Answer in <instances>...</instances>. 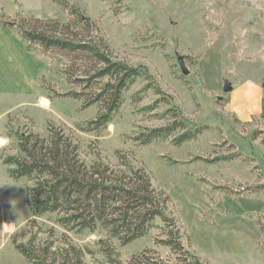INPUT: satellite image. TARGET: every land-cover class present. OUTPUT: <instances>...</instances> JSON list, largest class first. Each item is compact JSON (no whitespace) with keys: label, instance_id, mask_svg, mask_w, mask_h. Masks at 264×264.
<instances>
[{"label":"rangeland","instance_id":"374dc122","mask_svg":"<svg viewBox=\"0 0 264 264\" xmlns=\"http://www.w3.org/2000/svg\"><path fill=\"white\" fill-rule=\"evenodd\" d=\"M58 1L74 6L78 15L56 0H0V264H27L13 240L27 241L19 238L31 219L26 192L31 183L11 178L3 158L18 153L21 134L47 137L49 124L73 138L87 165L100 159L119 167L122 154L150 172L154 187L171 199L189 255L204 264H264V0ZM87 19L90 26L83 32L101 37L115 59L146 67L171 99L154 111L143 110L160 97L150 89L138 98L147 81L137 80L105 129L83 131L100 104L84 109L83 101L61 98L82 91L67 80L69 59L54 50L26 51L19 27L40 20L79 29ZM225 82L230 92L224 91ZM176 113L187 127L210 128L181 146L173 144L180 130L147 146L132 140L145 129L170 124ZM234 153L228 161L204 160ZM54 221L53 215L38 219L44 231ZM63 233L56 226V238ZM68 235L84 250L85 264H109L101 242L111 245L124 264L145 250L158 255H148L149 263L157 258L162 264H185L187 256L179 258L156 244L165 238L159 220L126 246L102 228Z\"/></svg>","mask_w":264,"mask_h":264},{"label":"trees","instance_id":"16d2710c","mask_svg":"<svg viewBox=\"0 0 264 264\" xmlns=\"http://www.w3.org/2000/svg\"><path fill=\"white\" fill-rule=\"evenodd\" d=\"M56 3L71 15H78L74 6L58 0ZM81 22L83 26L75 29L70 24L38 20L31 26L20 25L19 33L26 43V51L32 52L33 48L42 53L54 50L64 53L69 59L65 71L67 80L81 86L82 91L60 94L61 98L83 101L84 109L100 104L97 117L87 123L83 131L105 129L120 109L125 92L137 80L147 81V85L137 92L138 98L150 89L160 97L143 110L154 111L165 99H171L154 83L146 67H133L115 59L101 37L93 38L89 31L83 32L90 26L89 19ZM78 62L80 65L76 68ZM175 115L170 124L145 129L132 140L147 146L167 140L180 130L181 134L173 139V144L181 146L210 128L208 125L187 127L181 115ZM47 132V137L35 133L19 135L18 153L3 158L11 178L26 179L31 183L26 187L31 219L19 238L27 241L13 240L15 249L27 264H85L84 250L72 243L69 233H94L102 228L126 246L146 236L157 220L163 224L165 238L157 239L156 244L169 247L179 258L186 253L182 259L185 264H204L195 254L189 255L184 250L183 229L171 208V199L165 191L154 187L150 172L135 167L122 154H118L119 167L100 159L87 165L80 157L79 145L63 128L49 124ZM235 156L234 153L204 160L215 164L232 160ZM51 215L55 216L54 225L44 231L38 219ZM56 226L64 230L61 240L56 238ZM260 229L264 233L263 224H260ZM42 234L47 235L45 240L40 239ZM101 246L109 264H124L111 245L101 242ZM148 255L156 256L157 252L145 250L132 256L127 264H162V260L157 258L149 263Z\"/></svg>","mask_w":264,"mask_h":264},{"label":"water","instance_id":"95a60500","mask_svg":"<svg viewBox=\"0 0 264 264\" xmlns=\"http://www.w3.org/2000/svg\"><path fill=\"white\" fill-rule=\"evenodd\" d=\"M181 66H182L183 74L187 75L188 72H187L185 64L183 62L181 63ZM231 90H232L231 85L229 83L225 82L224 83V91L227 93V92H230Z\"/></svg>","mask_w":264,"mask_h":264},{"label":"bare ground","instance_id":"6f19581e","mask_svg":"<svg viewBox=\"0 0 264 264\" xmlns=\"http://www.w3.org/2000/svg\"><path fill=\"white\" fill-rule=\"evenodd\" d=\"M9 226H10V225H9ZM8 230H9V229H8ZM10 230H11V229H10ZM10 230H9V231H10Z\"/></svg>","mask_w":264,"mask_h":264}]
</instances>
